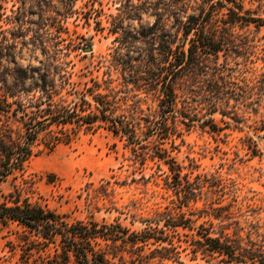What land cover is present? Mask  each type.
<instances>
[{
	"label": "rangeland",
	"instance_id": "rangeland-1",
	"mask_svg": "<svg viewBox=\"0 0 264 264\" xmlns=\"http://www.w3.org/2000/svg\"><path fill=\"white\" fill-rule=\"evenodd\" d=\"M242 4L257 26L235 31L218 53L217 71L211 60L208 68L176 80V106L169 113L174 115L172 125L168 120L171 134L164 140L151 136L143 160L134 156L123 139L100 129L31 157L22 176L1 184V192L17 185L31 203L70 222L117 221L130 231H140L144 220L156 212L167 210L176 217L179 211L174 190L167 185L171 173L151 157L157 145L180 166L182 184L187 180L189 185L202 186L198 200L189 204L191 210L181 208L195 226H208L211 221L213 232L222 226L244 245L250 242L264 250V0H243ZM132 14L125 0H0V70L59 72L76 89L91 85L90 79L111 78L113 86L128 88L123 108L133 109L144 131L143 119L159 116L158 85L152 81L151 87L137 88L132 81L150 78L153 67L147 61L150 52L156 53L158 32L148 34L155 20L152 9L144 5L136 16ZM168 31L174 33L175 28ZM53 84L62 86L56 79ZM26 85L36 87L31 81ZM217 207L226 209L212 212ZM190 211H206L207 216ZM211 213L220 217L213 218ZM19 232L14 225L0 227V264H43L37 254L25 259ZM173 235L175 245L186 247L182 262L194 264L188 246L190 231L178 228ZM197 263L203 262L198 259Z\"/></svg>",
	"mask_w": 264,
	"mask_h": 264
},
{
	"label": "trees",
	"instance_id": "trees-1",
	"mask_svg": "<svg viewBox=\"0 0 264 264\" xmlns=\"http://www.w3.org/2000/svg\"><path fill=\"white\" fill-rule=\"evenodd\" d=\"M242 2L125 0V6L133 11L132 16H136L141 6L152 9L155 20L148 34L158 32L156 53L150 52L147 61L153 67L150 78L132 81L137 88L147 84L151 87L152 81L158 85L159 116L143 119L144 131L140 130L142 119L135 121L133 109L123 108L128 88L113 86L111 78L101 82L90 79L91 85L84 83L81 89H76L68 77L59 72H36L21 67L13 68L10 73L0 70V187L8 179L22 176L26 163L36 154L70 145L81 134H92L100 129L123 139L134 156L143 160L149 149L146 141L151 136L164 140L171 134L174 115L170 117L169 113L176 106V80L186 73L208 68L211 60L217 71L218 53L235 31L250 24L257 26L256 19L244 11ZM168 27L175 28V32H169ZM8 56L13 62L14 56ZM55 79L69 89L60 85L56 88ZM29 81L35 82L36 87H28ZM139 81L142 83L137 85ZM62 90L65 96L72 97L70 101L61 94ZM153 147L155 156L151 157L161 161L171 173L167 185L176 195L179 209L176 217L167 210L156 212L153 218L144 220L145 227L140 231H130L117 221L106 223L89 218L70 222L64 215L31 203L22 196L23 189L13 185L8 193L0 189V227H18L22 255L27 260L37 254V260L43 264H184L181 252L186 247L180 249L173 241L178 228L190 231L188 246L190 261L194 264H199L198 259L202 264H264L261 247L250 242L249 246L244 245L239 238L225 233L222 226L217 233L213 232L211 221H207L208 226L204 223L194 225V220L181 208L191 210L189 204L198 200L202 186L199 183L189 185L187 180L182 184L180 166L166 149ZM225 209L211 208L212 212ZM190 214L207 216L206 211H190ZM210 216L220 217L215 213Z\"/></svg>",
	"mask_w": 264,
	"mask_h": 264
}]
</instances>
